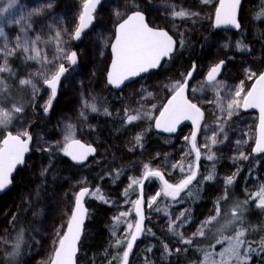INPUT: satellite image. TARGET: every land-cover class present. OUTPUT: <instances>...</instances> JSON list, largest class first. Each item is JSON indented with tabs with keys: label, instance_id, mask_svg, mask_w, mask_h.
<instances>
[{
	"label": "trees",
	"instance_id": "obj_1",
	"mask_svg": "<svg viewBox=\"0 0 264 264\" xmlns=\"http://www.w3.org/2000/svg\"><path fill=\"white\" fill-rule=\"evenodd\" d=\"M109 1L111 0H106L95 11L93 23L97 26L101 24L105 31L108 30L113 36V30L117 23L132 13V10L126 11L119 18L107 17L102 7ZM113 1L118 5L119 1L122 4L125 0ZM132 1L137 3L135 11L144 13L150 25L160 26L164 29H166L164 25H166L170 9L180 3V0ZM83 2L84 0H53L52 10L43 14L45 21L40 20V26L49 25L48 32L44 33V40L51 37L57 42V33L59 32V40L66 42L68 34H72L78 25V16L82 10ZM245 3L246 0L243 4ZM10 20L16 22L18 16L15 15V19ZM15 24L18 25L19 23ZM94 24L82 33L78 45H74L73 41L70 40L66 52L70 53L71 50H76L78 64L69 72L67 81L64 82V78L61 81L58 97L48 117L45 118L41 111L48 102L49 91L42 89L43 92L38 97V103L43 104L40 108L39 106L35 108V106L27 103L25 92L17 85V79L25 77L28 71V68L20 60V56L13 58L10 62L13 77L6 79V90L0 94V108L12 110L14 106L21 107L22 111L17 114L23 121L30 123V126L34 121L37 122L35 126L29 128L30 131H37L36 134L39 137L37 148L33 152L31 151V154L26 158L24 167L15 174L11 189L0 196V251L10 232L15 231L17 228L24 229L28 248L31 246V241L33 242L24 264H38L45 254L44 250L46 253L48 251V258H51L57 245L56 240L52 246L41 250V238H37L38 235L34 234L30 228L27 229L30 220L24 211L25 198L27 195L31 198L34 189L38 188L40 184L44 185V193L52 195V198L45 201L50 204L52 200L53 203V209L48 214L49 217L45 218V226L48 229L54 227L63 206L69 201L63 195L65 189L71 195L70 199L81 187L90 186L94 190L99 189L103 200L88 199L86 202L89 214L79 246L77 264H102L105 260L103 252L108 249L114 257L112 264H117L126 247V240L116 234L120 230L116 219L120 213H124L127 209V203L123 198L127 177L129 175L142 176L145 171L144 165H148L150 170L155 169L154 163L148 159L149 157H144L145 153L148 156L151 147L159 145L158 143L161 141L174 140L185 131H181L173 139L165 138L155 134L153 129L148 126L127 123L129 115L121 118L122 110L107 117L109 112L114 113L115 111V107L111 105L108 98L111 90L107 87L105 81L110 61V46H108L107 55L99 58L95 42L89 43L86 41L85 36L91 31ZM249 29L254 30L255 35L250 39L249 44L258 42L257 38L260 35V32L257 31L258 28L251 27ZM222 35L223 38L212 35V45H208L198 34L184 37L179 41L178 49L171 59L163 64L162 70L165 69L170 74L177 76L178 74L180 76L186 75L192 64L195 63L196 72H198L195 75V80L199 77L198 81H200L202 79L200 75L206 66L219 57L223 46L226 44L229 46L233 42L232 35ZM70 36L72 37V35ZM77 50H81V56ZM61 63L67 64V62ZM236 70L238 69L236 68ZM55 71L56 68L53 73ZM150 73L161 74V71H152L148 75ZM42 87L43 84L40 85V88ZM93 98H96L99 111H97V115L90 114L86 117L85 124L91 129L86 133L87 138L79 137L77 136L76 118L81 113V100L91 101ZM106 108L110 111L106 110L108 114L104 116ZM136 127L145 128L146 130L145 143L147 144H145L144 149L129 148L126 145L125 137L128 130ZM69 133H71L73 139H83L99 146V148L101 147L99 153L95 158L89 160L86 165L77 167L66 159L62 147H54L48 153V156L54 159L53 165L50 166L43 157V148L50 146L59 139H65V136ZM3 136L4 134L0 129V140ZM90 136L94 137L96 141L93 142L88 138ZM246 148L243 150L250 155L251 161L245 164L243 162L237 163L236 157L230 158L228 155L218 157L215 161H208L205 157L206 152L200 150L201 156L198 162L196 179L188 185V188L176 200L178 204L184 207L183 218L189 219L187 220L189 221L188 224L179 234L174 233H178V227L181 225L178 226V222H168L167 216L160 215L164 207L168 210L173 205V201L163 195L158 180L149 176L145 181V190L153 195L157 187V193H160V195L156 198L155 203L149 206V214L146 215L147 218L144 220L143 236L133 246L128 257V264H208L206 263V256L210 260L209 253L213 245L223 237V232L220 234L218 230L219 226L227 221L230 210L232 208L234 210L235 205H239V202L245 199L248 201L245 204L246 213L241 224L237 225V230H244L243 239L247 241L244 244L243 253L246 252L247 248L246 255L249 258L247 264H264V248L261 247L262 242H264V211L256 210L253 207V195L264 186V153L259 156H252L250 154L251 148ZM104 152L108 153V160H105L106 156L100 158ZM188 160L191 162L195 160V153L191 150ZM253 161H256L257 164H253ZM234 165H238L240 174L232 187L223 188L219 186L218 182L214 183L216 181L215 177L213 181L205 179L210 174L225 178L232 177L235 173ZM80 175H85L86 179L81 181ZM162 175L164 180L173 185L178 184L184 178L175 173L170 174V172ZM69 207L71 208V206ZM217 208H219L222 215L221 220L218 223H213L208 232H205V226L203 236L197 235L196 233L201 228V222L215 214ZM172 210H174L173 207ZM170 225H173V230H170ZM58 226L59 224L55 225V227ZM181 237L191 240L187 248L182 246ZM118 240L122 242L119 247L116 246ZM165 246H167V251ZM178 246L185 249L175 250ZM217 248L219 249L220 246L214 247L218 250ZM47 254H45V257Z\"/></svg>",
	"mask_w": 264,
	"mask_h": 264
},
{
	"label": "rangeland",
	"instance_id": "obj_2",
	"mask_svg": "<svg viewBox=\"0 0 264 264\" xmlns=\"http://www.w3.org/2000/svg\"><path fill=\"white\" fill-rule=\"evenodd\" d=\"M52 1L53 0H15V3H12V0H0V12H2L4 8H8L7 12H2V15H0V27L4 29V35L0 36V66H4L6 63V67L8 68V71L0 72V81H3V83L0 84V94H2L6 90V86H7L6 79L8 77H13L12 69L10 67V62L13 60V58L20 56L21 57L20 60L28 68V71L25 74V77L17 79V85L21 90L25 92L27 103H29V105L31 104L35 106V108L38 106L40 108L43 104V103H38V97L43 92L42 90L43 87L40 88V85L44 83L45 78L47 76L53 74V70L57 68L61 64V62H67L65 56L70 53L66 52V50L70 44V40L73 41V38L70 36L71 34H68L66 42H61V40H59L60 43L58 48V41L55 42L53 38L50 37L49 39L46 38V40H44V33L46 31L48 32L49 25L46 24L45 26H40L41 25L40 20L43 19V21H45V17L43 14L52 10V7H48L49 4H51V6L54 5ZM217 2L218 0H208L207 3H205L204 0H180L178 6L170 9L168 13L166 25L164 26L179 41L184 39V37L187 38L192 34H198L204 39V41H206L208 45H212L213 37H211L212 35L210 33L212 28V19L214 15V10L217 6ZM10 3H12V7L9 8L8 5ZM136 7H137V3H135L132 0H125L124 3L122 4L119 1L118 5H116L114 1L111 0L106 4H104L102 8H103V12L106 13L107 17L119 18L123 16V14L126 11L132 10V12H134L136 10ZM179 11H184L189 15L182 18L173 15L174 12H179ZM15 15L18 16V21H19L18 25L15 24L17 22H11L10 20V19H15ZM94 25L91 31L87 33L85 38L86 41L89 43L95 42L97 46L96 49L98 54L97 56L99 58H102L107 55L108 46H110L114 37V30H113V36H111V33L108 30L105 31V29L101 24H98V26L97 25L94 26ZM37 37H39V40H37ZM89 37H92V39ZM25 41H27L28 43V47H29L28 53H25L22 48L16 47L18 43L23 45ZM33 41H35V47L39 50L40 56L37 57L36 59H28L27 58L28 56H35V53L31 51L33 47L32 44ZM236 45L233 42L230 45V47L226 44L223 48L227 50V52H229L230 54L233 51L237 52L236 57H238L237 60L239 63L238 72L239 73L240 71L245 72L246 63L250 61V59L253 56V53L251 52L249 53L248 50L243 46L237 47ZM8 49H13L14 54L6 55L5 53H7ZM59 49H63V51H60ZM77 52L81 56V50H77ZM45 58L47 62H45ZM160 71L161 74L150 73L149 75H147L146 77L138 81L136 84L132 85L130 88L124 91L125 106L123 107L124 109L123 113L129 115H136L139 113L142 116L141 119H138L131 123L137 125L142 124L143 126H148L149 128H152L153 120L157 112L159 111L162 103L161 100L159 99V96H162V94L171 93L172 91L169 90L171 85L177 81L182 82L185 78V75H181V76L179 74L178 76L173 75L170 74L169 71L165 69L162 70V68L160 69ZM67 76L64 77V82L67 81ZM198 78L190 85V97L193 100V102H195L198 106L203 108L204 111L206 110V112L208 113L206 119L203 121L199 129V134L197 136V147L199 148V150H204L206 152L207 154L206 159L210 154L213 155L214 157L211 160H215L218 157L228 155L230 158L236 157L237 163H242V162L244 164L248 163L249 161H251V157L243 149L246 147V144L248 143L247 141H252V145H253L254 130H253V134H251V131H249V127L247 126L249 119L246 117L242 119L243 123L245 122L244 133L241 131V125L239 124L241 122L238 123L239 126L234 124V118H237L238 120L240 119L239 115L237 116L240 107L234 108L232 110L233 114L231 115V117L228 116V110H227V104L231 99H233L232 94H234V91L236 90L237 86L240 84H237V86L234 87L222 83L219 84L220 88L217 90L216 88H213L211 85L204 84L202 82V79L198 81ZM22 80H31L32 83L29 85L21 84L20 82ZM33 85L35 87H33ZM200 86L201 87L203 86L202 89L200 88ZM193 89H195L197 93L193 91ZM211 91H213V93H211ZM217 91H219V96H217ZM226 91L228 92L225 98ZM225 99H227V101ZM93 104L97 109L98 106L96 104V98H93L91 101L90 100L88 101L86 99L81 100V104H80L81 113L78 114V118H76L77 136L79 137L87 138L86 133L91 130L85 123H86V117H87L86 115L88 114V111L89 112L91 111L90 114L93 115H97L98 113L97 111H92V109L89 110V108H91L90 105ZM131 108L133 109L132 111H130ZM213 109L215 112H213ZM5 111H8L11 114V120L7 128L0 127V129L3 132L2 134L5 135V133L9 131L12 132V134H17L22 131H28L29 128L32 126V125L30 126V123L24 122L19 117L17 112H14L12 110H5ZM41 113L43 112L41 111ZM144 113H150L152 118L151 119L147 118V116L143 115ZM107 114L108 113L104 111V116H106ZM84 117L85 119L83 120ZM20 121L23 123H21ZM233 125H235V127ZM231 127L234 128V131H232L233 129H231ZM226 131L228 133H226ZM235 131L237 132L236 135L234 133ZM239 132L241 133L239 134ZM30 133L32 135L31 151L33 152L37 148V145L39 143V137L36 134L37 133L36 130L30 131ZM138 135L142 137L139 143H137L136 141V137ZM213 136H215L216 139L215 144L212 143ZM238 136L239 138L241 137L240 140H238L239 139ZM145 137H146L145 128L143 129L141 127H136L131 130H128V133L126 134L125 137L126 145L129 148L144 149L145 144H147L145 143ZM250 137H252V140L248 139ZM88 138H90L93 142L96 141L95 138L92 136ZM242 138L243 140H241ZM230 140H232L231 144L229 143ZM172 142L173 143L169 142L170 144L165 146L157 145L151 147L152 150L150 149V151L148 152L149 153L148 156L152 157V155L154 154L153 158H159L160 160L164 159L161 164V166L164 169L170 172V174L175 173L185 178V176L188 175V165L189 164H193L194 166L196 165V160H193V162L188 160L189 152L191 150L190 133L181 135L175 138L174 140H172ZM227 142L229 143V145ZM64 144H65V139H59L50 146L43 148L42 150L43 157L47 160L50 166L53 165L54 159L48 156V153H50V151L54 147H62L63 149ZM205 145H208V147H205ZM156 148H158L157 151L155 150ZM164 150L165 152L163 153ZM150 152L153 154L150 155ZM166 153H168V155ZM241 154H244V156H246L247 159L241 158ZM105 156L106 153L104 152V154H102L100 158H105ZM167 159L168 161H166ZM253 164H257L256 161H253ZM181 166L184 168V171H181ZM233 167H234V171L236 172L232 176L234 183L235 180L238 179L239 177L240 169L238 165H234ZM143 174L139 178L132 175L131 176L129 175L127 177L126 190L124 191L125 195L123 196L125 202L127 203L126 204L127 209L124 212L126 213V215L121 216V213L118 216L116 215L118 217L116 219V223H118V225L120 226V230L116 234L118 237H121L126 241L131 238V233L135 231V224L137 222V218H136L137 215L135 213V201L137 200L138 197L139 183L133 184V180L140 181L141 180L140 178L143 177ZM210 175L213 176V179L214 177L216 178V181H214V183L218 182L219 186H222L223 188H229L232 187L233 185V183L226 185L227 178L225 177H220L215 174H210ZM79 178L81 179V181H83L86 179V176L80 175ZM155 178L158 180L161 186L160 188L162 189L161 180L158 177ZM217 178H221V179H217ZM213 179L211 180L213 181ZM43 188L44 185L40 184L38 188L34 189L31 198L28 197L27 195V197L25 198V206H24L25 215L30 220V224L29 227H27V229L30 228L34 234L38 235L37 238L38 237L41 238L42 240L41 250L52 246L56 240L58 241L60 235L63 234L68 218L71 213L75 194L77 193L76 191L72 199H70L71 195L68 193V190L65 189V191H63L64 193L63 195L65 196V198L69 199V201H67V203L63 206L61 212L59 213V217L56 219V224H59V226L55 227L56 225L55 224L52 229H48L45 226V218L49 217L48 214H50L51 210L53 209V203L52 200L50 201V204H47V202H45L48 199L52 198L51 197L52 195H48V193H44ZM186 189H184V191ZM157 191L158 188L156 187L153 195L147 193L148 196L145 204V212L147 211V209L149 210V201H151L152 198L156 196ZM184 191H182L179 194L176 200H178V198L183 194ZM99 196H101L100 192L97 194V189H95L93 190V192L90 193L88 199H99ZM167 198L173 201V205L168 210L167 208L164 207L162 209L163 212H161L160 215L167 216L168 222L170 221L174 223L178 222V226L181 225L180 227H178V234H179L186 227V224H188L189 222L187 220L189 219L188 218L186 219L185 217L183 218L182 216V212L184 211L183 206L178 204V202H176V200H173L171 197H167ZM253 198H254V203H253L254 209L264 211V209L258 208L256 206L258 203V198H255V195H253ZM247 202L248 201L245 199L244 201H240L239 205L238 204L235 205L236 206L235 209L238 211L240 219L235 220L232 217L231 215L233 211L232 208L228 214V218L226 217L227 221L223 222V224L219 226L218 230L220 231V234H222L223 232V237L234 236L236 231H238L237 225L241 224L243 220V217L247 209L245 208V204H247ZM69 206H71V208ZM172 207L174 208V210H172ZM216 213L208 218H205L201 222L200 226H202L204 222L209 218L214 216L216 217V219L211 224H208L206 226L205 232H208L210 230L209 227L212 226L213 223L215 222L218 223L219 220H221L222 215L220 214L219 216H217ZM229 221L232 222L229 223ZM129 224L133 225L131 229H129L128 227ZM17 229L13 232H10L8 238H6L4 241V244L0 251V264H24V262L26 261V257L28 256L33 246V242L31 241L30 243L31 246L28 248L27 237L25 236V230L21 228H19L18 230ZM21 232L23 234V239L20 244L19 251L17 255L13 256L12 253L15 250L17 237ZM58 233L60 235H58ZM223 237H221L220 240H223ZM182 246L187 248L188 244L182 242ZM216 246L217 247L220 246V248L219 249L217 248L218 250L214 249V247L216 248ZM228 246H229L228 240H223L222 243L216 242L209 253L210 260H207L206 263L212 264L213 261L216 262L221 261L222 257L220 254L223 253ZM178 247L175 248V250L185 249ZM243 247L244 245L240 250L241 258H243L248 251L246 248V252H244L245 253L244 255ZM108 250L103 252V256L105 260L104 262H102V264H112L114 262V257L112 255V252ZM44 253L47 254L48 251L46 253L44 250ZM45 254L43 255L41 261L38 264H49L51 258H48V254L45 257ZM247 262H249V258L247 259ZM117 264H122V256L119 257ZM231 264H238V262L235 259H233L231 261Z\"/></svg>",
	"mask_w": 264,
	"mask_h": 264
},
{
	"label": "snow or ice",
	"instance_id": "obj_3",
	"mask_svg": "<svg viewBox=\"0 0 264 264\" xmlns=\"http://www.w3.org/2000/svg\"><path fill=\"white\" fill-rule=\"evenodd\" d=\"M205 3L208 0H204ZM15 3V0H12ZM12 3L8 7H12ZM100 0H84L82 4V10L78 16L79 23L76 26L74 32L71 34L73 39H80L81 34L86 28L91 25L93 21V13L96 10ZM241 6V0H219V6L215 10V26L216 27H233L236 29L240 28V24L237 19V12ZM51 7V4L48 5ZM8 8H4L2 12H7ZM0 12V15H2ZM174 16L185 17L189 15L184 11L174 12ZM264 15V13H262ZM19 23V21H16ZM4 35V29L0 27V36ZM60 33H57L58 48H59ZM39 40V37H37ZM32 52L35 56H28V59H36L40 56L39 50L35 47V41L32 42ZM176 42L168 34V32L162 29H154L149 27L145 22V16L140 11H134L131 15H128L126 19L121 22L115 34V43L111 46L113 59L111 64V70L108 72V83L114 87L119 88L126 80L131 77L139 76L141 73H146L150 69L157 68L160 66L161 60L165 57H169L175 48ZM7 47V46H5ZM17 48H22L25 53L29 52L27 41L22 45L18 43ZM237 47H241L240 43H237ZM63 51V49H59ZM6 55L14 54L13 49H8ZM65 58L71 63L76 64L77 57L75 52L67 54ZM45 62L46 58H45ZM223 61L213 66L207 74V84L211 85L217 90L220 88L217 82V76L219 75L223 66ZM8 71L6 63L4 66H0V72ZM67 71L65 66L61 63L56 71L45 78V84L51 90V98L48 101L45 111L51 106V99L55 98L57 94V88L60 83L61 77ZM247 71L248 79H254V84L251 89L245 92L243 81L237 86L234 91V97L227 104L228 116L231 117L234 108L243 107L244 109L256 108L259 110V135L256 140V147L254 152H264V72L256 74L249 70ZM192 73L189 72L185 76L183 82H175L171 85L170 91H173V95L168 103L160 111L159 116L155 119V127L165 132L176 131L177 126L186 120H190L193 125V131L190 137L191 151L195 153L196 162L199 161L201 152L197 147V133L200 129V122L203 119V113L196 103H193L186 95V91L189 87L188 80L191 79ZM3 81H0L2 84ZM21 84L29 85L31 80H22ZM33 87H35L33 85ZM193 91H196L193 89ZM219 96V91H217ZM92 111H96L95 105H90ZM12 111L21 112V107H13ZM144 116L151 119L150 113H144ZM141 114L129 115L127 121L129 123L141 119ZM11 120V114L8 111L0 109V127L7 128ZM32 137L27 131H22L17 134L7 132V134L0 140V191L4 190L11 183V175L17 165L24 163L25 153L29 151V143ZM142 139L141 136L136 137L137 143ZM188 139V138H186ZM212 143H216L215 136L212 137ZM208 147V145H205ZM95 151L91 146H87L81 143L79 140L73 139L71 133L65 136V144L63 146L64 155L69 156L73 161L77 163L83 162L87 157ZM213 155H208L207 159H213ZM241 158L247 159L244 154H241ZM145 172L144 178L147 179L149 176L158 177L162 182V193L166 197H171L176 200L179 194L184 191L196 179L198 172L197 165H188V175L185 176L178 184L173 185L164 180L162 173L158 170H150L148 165H144ZM181 171L184 168L181 166ZM207 180L213 179L212 175L205 177ZM142 184L143 181L133 180V184ZM233 177H229L226 180V184H232ZM99 189H97V194ZM89 195V190L83 188L75 197V208L71 213V218L67 223V231L60 235V238L56 242L57 246L54 249L53 256L50 259V264H75V256L77 253V243L80 239L82 224L84 221L86 209L83 206V198ZM160 195L157 193L156 196L149 201V206L155 203L156 198ZM255 198H258L257 207L264 209V186L255 194ZM99 199L103 200V196H99ZM143 199H137L135 201L136 215L139 218L135 224V231L131 233V238L126 241V247L123 251L122 264H128V257L132 251L133 245L142 231L143 224V212H142ZM159 211V209H157ZM126 213H121V216ZM217 216L220 215V210L217 208ZM235 220L240 219L238 211L234 209L231 213ZM216 217H211L204 222V225L196 233L197 235H204V227L211 224ZM232 221H229L231 223ZM129 229L133 225H128ZM170 230H173V225H170ZM178 234V233H174ZM245 235L244 230L236 231L234 236L223 237V240H228L229 246L221 253V261H213L212 264H231V261L235 259L238 264H247V255L241 258V248L246 243L243 239ZM23 239L22 232L17 237V243L15 250L12 253L13 256L18 254L20 244ZM223 240L218 239L217 243H222ZM181 241L185 244H190V239H184L181 237ZM121 241H116V246L121 245ZM264 248V242L261 245ZM167 251V246H165ZM179 251V249H177ZM226 257V258H225ZM206 261L208 257L206 256Z\"/></svg>",
	"mask_w": 264,
	"mask_h": 264
},
{
	"label": "flooded vegetation",
	"instance_id": "obj_4",
	"mask_svg": "<svg viewBox=\"0 0 264 264\" xmlns=\"http://www.w3.org/2000/svg\"><path fill=\"white\" fill-rule=\"evenodd\" d=\"M243 2H244V0H242L241 6L239 7V10H238V17H237V19H238V22L240 24V28L238 30L235 31V30H229V29H214L213 28V19H212V28H211V33L210 34L211 35H214V36H217L218 38H223V35L222 34H230V35H232L231 37H232V40L235 43V45L239 42L241 46L245 47L248 50L249 53L250 52L253 53V56L250 59V61L248 63H246L245 72L240 71V73H239L238 70H236V68L238 69V67H239V63H238V60H237L238 57H236L237 52L236 51H233L230 54L229 52H227V50H225L223 48L222 52H220L221 54L219 55V57L216 58V60H214L210 64H208L206 66V68L202 71L201 75H200L201 78H202V82L204 84H206V85H208L207 84V81H206V77H207V74H208L209 70L213 66L217 65L218 63H220L221 61L224 62V66H223V70H222V72L220 74V77L217 79V82L219 84L225 83L226 85L236 87L237 84H241V82L243 81V86H244L245 92H247L248 90H250L251 87H252V85L255 82L254 79H248L247 71L246 70H249V71L254 72L256 74H259V73H261V72L264 71V15H262V13H264V0H246V3L245 4H243ZM217 4H218V2H217ZM126 17H124V18H126ZM213 18H214V15H213ZM150 26L153 27V28L166 30L172 37H174L167 29H164L163 27L153 26V25H150ZM251 27H253V28L256 27V29L258 28L257 31L260 32V35L257 38L258 39V42H256V43L252 42L251 44H249L250 43V39H252V37L255 36L254 35V30L249 29ZM174 39L177 42V48H176V51H177L178 46H179V40L176 37H174ZM229 47H230V45H229ZM174 53L170 56V58L168 60H165L162 63V65L159 68V70L162 68L163 64L166 61H169L171 59V57L174 55ZM228 56H231L229 58H232L234 60H231V59L227 58ZM227 59H229L230 62ZM192 70H193V73H192L191 80L189 82V87H188V98L193 102V100L190 97V85H191V83L194 82V80L196 78L195 75H197V73H198V72H196V64L195 63L192 64L190 70L187 73L191 72ZM156 71H158V70H156ZM143 78H140L139 80L135 81L134 83H131V84H128V85L124 86L119 91L112 90L107 85V83H106L107 87L111 90L110 94H108V96H109L108 98H109V100L111 102V105L113 107H115L114 113H110L109 112L110 110L108 108L105 109V111L107 110L109 112V114H108L107 117H109V116H111V115H113L115 113H119L120 110H122L121 118H124L125 116H128L129 115V114H124L123 113L124 112L123 107L125 106L124 91L126 89L130 88L132 85L136 84L138 81H140ZM184 80H185V78H184ZM105 81H106V76H105ZM60 86H61V84H60ZM227 92L228 91L225 92V98H226ZM171 95H173V91L171 93H166V94H162V96H159V99L161 100L162 103H161V106H160L159 111L157 112V114H156V116H155V118L153 120L152 128H150V129H153V132L155 134H157L159 136H162V137H165V138H172L173 139V137L175 135L179 134L183 130H185V131L183 133L179 134L178 136H181V135H185V134H189L190 133V137H191L192 128L189 127V126L183 127L182 129H180L173 136L161 135V134L157 133L156 130L154 129L155 119L158 117V114L160 113V111H161L162 107L164 106L166 100ZM232 97H234V94H232ZM225 100L227 101V99H225ZM228 100H230V99H228ZM193 103H195V102H193ZM198 107L201 109V112L203 113V119L200 122V126H201V124L203 123V121L206 119L208 112H206V110L204 111L203 108H201L200 106H198ZM132 110L133 109L131 108L130 111H132ZM96 111H99V109L97 108ZM238 112L239 113H237V116L239 115L240 119L238 120L237 118H234V122L235 121L241 122L240 123V125H241V131L244 133V128H245L244 123L245 122L243 123V120H242L244 117H246V118L249 119V122H248V125L247 126L249 127V131H251V134H253V130H254L253 145H252V141L249 142V143H251V144H249L250 147H249V145H247L252 150V148L254 146V143H255V139H256V128H257V124H258V115L259 114H258L257 111H254V110L245 112V111L242 110V107H240V109H239ZM238 122H235L234 124L237 123V125H238ZM198 134H199V132L197 133V136H198ZM74 139H78V138H74ZM78 140H81L84 143L89 144V145H92V146H94L96 148V154H95V156L92 157V158H90L89 160L95 158L96 155L100 151L99 146H97V145H95L93 143H90L88 141L82 140V139H78ZM251 140H252V138H251ZM169 142L172 143V140L171 141L170 140L169 141H161L158 144L159 145H162V146H165V145L170 144ZM230 142L232 143V140H230ZM106 152H107V150H106ZM166 154L168 155V153H166ZM206 155H205V157H206ZM108 159H109V155H108V153H106L105 160H108ZM168 159L166 161H168ZM149 160L154 163L155 169H153V170L158 169V171H160L162 174H164V173L165 174H168V171L161 166V164H162V162H163L164 159L163 160H160L159 158H152L151 157V159H149ZM215 160H211V161H215ZM208 161H210V160H208ZM198 162H196V165H197ZM151 177L155 178V176H151ZM140 179L143 181V183L142 184H138V197H137V199L139 198V192H140V189H141L140 186H142V190H143L142 212H143L144 219H143V224H142V231H141L139 237L137 238V240L135 241L134 245L138 241H140L141 237L143 236L144 226H145L144 220H145V218H147V216H146L148 214L147 211H149L147 209V211L145 212V204H146V199H147V196H148V194H147L148 191L145 190V181H146V179L144 178V176L141 177ZM155 180H157V179L155 178ZM84 187H86V186H84ZM87 187H90V186H87ZM81 188H83V187H81ZM90 188H91V192H93L94 189L92 187H90ZM170 201H172V200H170ZM135 213H136V210H135ZM136 218H137V220L139 219L137 216H136Z\"/></svg>",
	"mask_w": 264,
	"mask_h": 264
},
{
	"label": "water",
	"instance_id": "obj_5",
	"mask_svg": "<svg viewBox=\"0 0 264 264\" xmlns=\"http://www.w3.org/2000/svg\"><path fill=\"white\" fill-rule=\"evenodd\" d=\"M106 0H100V3L97 5V7H96V10L105 2ZM241 2H242V0H241ZM219 6V0H218V4H217V6H216V8ZM216 8H215V10H216ZM95 10V11H96ZM215 10H214V18H213V28L214 29H229V30H238V29H236V28H233V27H216L215 26ZM239 10V9H238ZM95 13V12H94ZM94 13H93V15H94ZM133 13V12H132ZM132 13H130L129 15H131ZM144 14V13H143ZM128 16V15H127ZM144 16H145V22L149 25V23H148V21H147V17H146V15L144 14ZM237 17H238V12H237ZM127 18V17H126ZM126 18H124V19H126ZM123 19V20H124ZM123 20L122 21H120L117 25H116V27H115V29H114V37H113V40H112V42H111V44H110V47H109V53H110V61H109V65H108V68H107V72H106V83H107V85L112 89V90H114V91H119V90H121L124 86H126V85H128V84H131V83H134L135 81H137V80H139L140 78H143V77H145L149 72H151V71H156V70H159V68L161 67V65H162V63L165 61V60H168L169 58H170V56L176 51V48H177V42H176V40L174 39V37H172L169 33V35L173 38V40L176 42V44H175V48H174V50H173V52L170 54V56L169 57H165V58H163L162 60H161V63H160V66H158L157 68H154V69H150L148 72H146V73H141L139 76H136V77H131V78H129V80H126L119 88H117V87H114L113 85H111V84H109L108 83V72L111 70V64H112V59H113V53H112V45L115 43V34H116V29H117V27H118V25L121 23V22H123ZM93 21H94V18H93ZM93 21H92V23H91V25L93 24ZM79 23V22H78ZM91 25H89V27L91 26ZM88 27V28H89ZM149 27H151L150 25H149ZM88 28H86L84 31H86ZM153 28V27H152ZM154 29H157V28H154ZM163 30V29H162ZM164 31H166V30H164ZM167 32V31H166ZM81 37H82V34H81ZM81 37H80V39H78V40H76V39H73V43H74V45H78V43L80 42V40H81ZM71 52H75L76 53V50H71ZM70 52V53H71ZM76 57H77V62H76V64H71L68 60H67V65H64L65 66V68L67 69V71L64 73V75L61 77V80H60V83H59V85H58V88H57V94H56V96H55V98H52L51 99V106L48 108V110L47 111H45V107L47 106V104H48V102H47V104L45 105V107H44V109H43V116L46 118V117H48L49 115H50V112H51V109H52V107H53V105H54V103H55V101H56V99H57V97H58V94H59V90H60V84H61V81L63 80V78L65 77V76H67L68 74H69V72L75 67V66H77V64H78V56H77V53H76ZM223 66H224V63H223ZM223 66H222V68H221V71H220V73H219V75L217 76V79L220 77V74H221V72H222V70H223ZM264 72V71H263ZM191 73H193V70L191 71ZM190 80L191 79H189L188 80V85H189V82H190ZM206 81H207V77H206ZM43 88L44 89H47L48 91H49V99L51 98V90L47 87V85L45 84V82H44V84H43ZM174 94V93H173ZM186 95H187V97H188V89H187V91H186ZM171 97H172V95L166 100V102H165V104H164V106L168 103V101L171 99ZM49 99H48V101H49ZM163 106V107H164ZM163 107H162V109H161V111L163 110ZM242 110L243 111H245V112H248V111H252V110H254V111H257L258 112V124H257V128H256V139H255V143H254V146H253V148H252V150H251V154L253 155V156H259V155H261V154H263L264 152H262V153H257V152H254V148L256 147V140H257V138H258V135H259V116H260V113H259V110L258 109H256V108H248V109H244L243 107H242ZM158 116H159V114H158ZM37 122L36 121H34L33 123H32V126H34L35 124H36ZM185 126H189V127H191L192 128V131H193V125H192V123H191V121L190 120H186V121H182L178 126H177V128H176V131H174V132H165V131H162L161 129H158V128H156L155 127V122H154V129L156 130V132L157 133H159V134H161V135H165V136H173L174 134H176L180 129H182L183 127H185ZM28 132V134L32 137V135H31V133H30V131L28 130L27 131ZM7 133H5V135H6ZM4 135V136H5ZM15 135V134H14ZM3 136V137H4ZM2 140V139H1ZM76 140H78V139H76ZM81 143H83V144H85V145H87V146H91L93 149H95V151L92 153V154H90L88 157H87V159H85L83 162H81V163H77L76 161H73L69 156H66V159L72 164V165H74V166H77V167H81V166H83V165H85L88 161H89V159L90 158H92V157H94L95 156V154H96V148L94 147V146H92V145H89V144H86V143H84L83 141H81V140H79ZM31 148H32V139H31V141H30V143H29V151L27 152V153H25V156H24V163L23 164H20V165H17V167L15 168V170L12 172V175H11V183L8 185V187H6L4 190H2V191H0V196H2L4 193H6L7 191H9L10 189H11V187H12V185H13V178H14V176H15V174L17 173V171L18 170H20V169H22L23 167H24V165H25V161H26V158L31 154ZM141 187V189H140V192H139V198L138 199H141V198H143V190H142V186H140ZM83 188H87L88 190H89V195H90V192H91V188L90 187H83ZM83 188H81V189H83ZM80 189V190H81ZM80 190H78L77 191V193L75 194V197H76V195L79 193V191ZM89 195H86L84 198H83V206H84V208L86 209V213H85V217H84V221H83V224H82V231H81V235H80V239H79V241H78V243H77V253H76V256H75V264H77V255H78V253H79V246H80V242H81V240H82V237H83V234H84V227H85V224H86V221H87V219H88V214H89V209L87 208V206H86V201H87V199H88V197H89ZM75 197H74V200H73V206H72V209H71V213H72V211L74 210V208H75ZM71 213H70V216H69V218H68V221L70 220V218H71ZM68 221H67V223H68ZM67 231V224H66V227H65V230H64V232H63V234L65 233ZM62 234V235H63ZM57 246V245H56ZM134 246V245H133ZM54 252V251H53ZM52 256H53V253H52ZM51 256V257H52ZM49 264H50V262H49Z\"/></svg>",
	"mask_w": 264,
	"mask_h": 264
},
{
	"label": "bare ground",
	"instance_id": "obj_6",
	"mask_svg": "<svg viewBox=\"0 0 264 264\" xmlns=\"http://www.w3.org/2000/svg\"><path fill=\"white\" fill-rule=\"evenodd\" d=\"M118 11H119V10H118ZM186 21H187V20H186ZM188 22H189V21H188ZM114 26H115V25H114ZM96 33H97V32H96ZM92 35H93V34H92ZM94 35H95V34H94ZM99 35H100V34H99ZM89 38L92 39V37H89ZM94 38H95V37H94ZM94 38H93V39H94ZM229 57H231V56H228L227 58H229ZM195 59H196V58H195ZM229 59L234 60V59H232V58H229ZM229 59H227V60L229 61ZM191 61H192V60H191ZM229 62H230V61H229ZM231 63H232V62H231ZM233 63H234V62H233ZM203 85H204V84H203ZM202 87H203V86H202ZM202 87L200 86L201 89H202ZM206 90H207V89H206ZM198 91H199V90H198ZM209 91H210V90H209ZM195 92H196V91H195ZM196 93H197V92H196ZM211 93H213V91H211ZM211 93H210V94H211ZM199 94H200V93H199ZM212 95H213V94H212ZM213 96H214V95H213ZM88 107H89V106H88ZM86 108H87V107H86ZM84 109H85V108H84ZM90 109H91V108H89V110H90ZM9 110H10V109H9ZM209 111H210V110H209ZM90 112H91V111H90ZM90 112L88 111V115L90 114ZM213 112H215L214 109H213ZM85 113H86V111H85ZM209 113H210V112H209ZM210 114H211V113H210ZM212 114H213V113H212ZM88 115H86V116H88ZM86 116H85V117H86ZM18 121H19V120H18ZM20 122H21V121H20ZM24 122H25V121H24ZM235 122H238V121H235ZM235 122H234V123H235ZM17 123H18V122H17ZM21 123H23V122H21ZM238 123H239V122H238ZM18 124H19V123H18ZM239 124H240V123H239ZM14 125H15V123H14ZM20 125H21V124H20ZM22 125H23V124H22ZM236 125H237V123H236ZM233 126L235 127V125H233ZM238 126H239V125H238ZM238 126H237V127H238ZM221 128H222V127H221ZM223 128H224V127H223ZM225 129H226V127H225ZM231 129H233L232 131H234V128H233V127H231ZM237 130H238V129H237ZM6 131H8V130H6ZM219 131H220V130H219ZM223 131H224V130H223ZM227 131H228V129H227ZM227 131H226V133H228ZM220 132H221V131H220ZM2 133H3V132H2ZM226 133H225V134H226ZM234 133H235V135H236L237 132L235 131ZM240 133H241V132H239V134H240ZM237 135H238V134H237ZM234 137H235V136H234ZM236 138H237V136H236ZM238 138H239V136H238ZM240 138H241V137H240ZM240 138H239L238 140H240ZM251 138H252V137H250V138H248V139L251 140ZM241 140H243V138H242ZM247 142H248V144H246V146L249 145V144H251V143H249L250 141H247ZM247 142H246V143H247ZM227 143H228V142H227ZM242 143H243V142H242ZM244 143H245V140H244ZM230 144H231V142H230ZM226 145H227V144H226ZM228 145H229V143H228ZM249 147H250V145H249ZM249 147L247 146V148H246V147H245V148L248 149ZM245 148H244V149H245ZM157 149H158V148H156L155 150L157 151ZM151 150H152V149H151ZM160 152H161V151H160ZM164 152H165V150L163 151V153H164ZM158 153H159V151H158ZM151 154H153V153L150 152V155H151ZM161 154H162V153H161ZM143 155H144V154H143ZM148 155H149V153H148ZM153 155H154V154H153ZM153 155H152V158H153ZM155 156H156V155H155ZM155 156H154V157H155ZM144 157L148 158L149 156H147L146 153H145V156H144ZM163 157H164V156H163ZM148 159H150V157H149ZM146 160H147V159H146ZM86 164H87V163H86ZM86 164H85V165H86ZM233 169H234V168H233ZM235 170H236V169H235ZM103 171H104V170H103ZM221 171H222V170H221ZM232 171H233V170H232ZM103 173H104V172H103ZM235 173H236V172H235ZM219 176H220V175H219ZM91 178H92V177H91ZM96 178H97V177H96ZM107 178H108V177H107ZM94 179H95V178H94ZM100 179H102V177H100ZM92 180H93V179H92ZM104 180H105V179H104ZM104 180H103V181H104ZM97 181H99V180H97ZM90 182H92V181L90 180ZM99 182H100V181H99ZM224 184H225V183H224ZM94 185H95V184H94ZM226 185H227V184H226ZM224 186H225V185H224ZM94 187H95V186H94ZM225 187H226V186H225ZM194 227H195V226H194ZM172 242H173V241H172Z\"/></svg>",
	"mask_w": 264,
	"mask_h": 264
}]
</instances>
